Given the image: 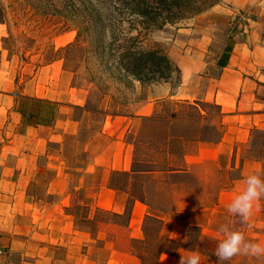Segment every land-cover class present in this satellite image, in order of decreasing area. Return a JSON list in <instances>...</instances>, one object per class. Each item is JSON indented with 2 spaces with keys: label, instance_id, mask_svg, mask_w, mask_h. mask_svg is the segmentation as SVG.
<instances>
[{
  "label": "crops",
  "instance_id": "0c3cea01",
  "mask_svg": "<svg viewBox=\"0 0 264 264\" xmlns=\"http://www.w3.org/2000/svg\"><path fill=\"white\" fill-rule=\"evenodd\" d=\"M222 3L236 11H246L258 4L264 10V0ZM213 9L214 14H230L222 6ZM252 22L258 26L255 20ZM244 32L258 33L253 25ZM250 36L247 42L227 40L216 84L208 89L205 99H199L215 103L228 134L217 142L195 140L191 151L182 152L177 159L167 158L166 167L160 170L133 169L134 146L123 139L109 138L94 150L96 137L108 129L106 124L98 135L79 140L80 118L72 116V109L83 108V101L75 96L60 97L68 89L62 84L53 91L59 97H48L44 79L49 75L44 73L45 68L37 70L32 93L28 94L16 91L15 78L5 77L0 67V214L9 213L16 206L17 196L25 201L33 197L29 189L38 172L51 173L42 193L50 200L41 209L33 230L24 225L22 236L17 237L7 230L8 217H0V246L4 249L0 264H179L182 256L193 252L200 254L201 264H264V256L236 255L219 261L215 255L222 238L220 227L234 226L228 205L244 189L248 175L262 172L260 161L242 154L250 131L264 130V94L260 93L264 77L256 73L264 46ZM67 73L60 72L61 81L69 78ZM56 77L58 80L59 75ZM8 83L14 87L9 88ZM151 90L152 97L144 106L150 111L139 113L138 119L152 115L156 100L177 98L168 81L153 84ZM48 110L53 111L47 113ZM67 139L71 140L70 145ZM81 153L88 154L83 164L77 161ZM225 157L228 163L232 162V169L240 173L231 180L229 189L217 190L213 182L222 184L218 170L222 169L220 159ZM40 158L45 159L42 164ZM69 170L78 174L72 189L81 190L90 199L87 208L115 217L96 220L93 233L76 226L73 197L67 191ZM116 174L124 177L119 185L113 183ZM84 176L93 179L94 184H88L87 179V184L82 183ZM258 204L254 203L249 219L242 221L246 225V240L264 244V221L259 216ZM48 215L55 216L46 221ZM149 217L157 219L160 225L148 237L145 222ZM93 218L88 213L85 219ZM192 231H197L195 237ZM51 246L63 249L64 253L50 250Z\"/></svg>",
  "mask_w": 264,
  "mask_h": 264
},
{
  "label": "rangeland",
  "instance_id": "374dc122",
  "mask_svg": "<svg viewBox=\"0 0 264 264\" xmlns=\"http://www.w3.org/2000/svg\"><path fill=\"white\" fill-rule=\"evenodd\" d=\"M121 2L122 0H0L3 10L0 20V67L6 73L5 77L10 80L15 78L18 84L16 91L24 90L28 94L32 93L37 70L45 68L43 72L49 75L47 79L45 75L44 79L47 80L48 97H59V93L53 91L62 84L68 89L60 97L75 96L83 101V108L72 109V116L80 118L79 140H85L93 134L98 135L106 124L108 129L96 137L94 150L109 138L123 139L134 146L133 169L160 170L161 167H166L167 158L177 159L182 152L191 151L192 144L199 138L212 142L225 138L227 128L221 125L219 108L214 102L199 99H205L208 89L216 84L221 63L224 64L220 57L228 39L247 42L251 39V34L264 46V10L258 4L246 11H236L223 4L222 0H217L215 5L204 7L198 13L167 23L158 29L146 30L135 20L134 28L130 29V17H123L120 22L116 9L121 6ZM216 5L222 6L230 14H214L213 7ZM249 25H253L258 33L244 32L249 29ZM129 46L142 51L157 49L168 57L170 63H163L157 68L155 66L156 69L152 64H146L140 77L142 81H139L125 72L118 62L121 53ZM257 62L260 67H257L256 73L258 77H264V56ZM63 70L68 72L69 78L64 77L61 81L60 72ZM165 80L172 84L177 98L156 100L151 115L154 120L138 119L139 113L150 111L144 106L152 97V85ZM12 86L14 87H8ZM260 93L264 94V88ZM188 97L190 99H185ZM52 111L48 110L47 113ZM258 131L259 133L255 129L250 131L248 142L242 151L245 158L253 154L264 159V152L256 151L258 143H264V133L261 134L264 130ZM169 134L174 138H170ZM67 143L70 145L71 140L67 139ZM235 151L234 148L232 161ZM87 158L88 154L81 153L77 161L83 164ZM226 159H220L222 169L218 170V175L223 177L222 184L219 186L218 181L216 184L213 182L214 187L218 186L217 190L229 189L231 180L240 173L238 169H232V162L228 163ZM44 161V158L39 159L40 164ZM260 165L262 166L261 163ZM260 169L262 172L258 170L255 173L264 178V167ZM41 171L29 189L33 197H28L25 201L22 196H17L14 199L16 206L9 213L0 214V217H8L6 228L17 237L22 236L24 225L33 230L40 218L41 209L50 200L49 197L42 196V193L51 173ZM76 175L75 171L69 170L67 191L73 197L72 214L79 229L93 233L96 220L115 217L87 208L90 199L81 190L72 189L77 181ZM85 179L87 178L81 181L87 184ZM92 180L87 179L88 184L93 185ZM123 180L122 174H116L113 183L119 185ZM258 203L259 216L264 221V198ZM88 213L93 215L92 221H86ZM54 216L48 215L44 219L48 221ZM159 225L158 220L153 217L146 219L145 230L148 237L154 229L157 231ZM245 227L242 219L234 216L233 230L242 231L245 235ZM196 233L197 231H192V237ZM49 248L60 254L64 253L63 249L54 246Z\"/></svg>",
  "mask_w": 264,
  "mask_h": 264
},
{
  "label": "trees",
  "instance_id": "16d2710c",
  "mask_svg": "<svg viewBox=\"0 0 264 264\" xmlns=\"http://www.w3.org/2000/svg\"><path fill=\"white\" fill-rule=\"evenodd\" d=\"M216 3L217 0H122L121 6L117 7L116 10L118 11L117 14L120 18V22L123 20V17L131 18L132 24L130 25V29L134 28L133 21L135 20L141 24L144 29L150 30L161 28L167 23H174L190 14L202 11L204 7H212ZM2 17L3 10L0 7V20ZM113 20L115 21V17ZM131 45L135 44L131 43ZM120 56L118 62L121 64L122 69L139 81H142L140 77H142V70L145 68L146 64H152L154 69H156L157 66L163 63H170L168 57L157 49L142 51L129 46ZM197 112L200 117V111L198 110ZM141 119L144 121H152L155 118L148 116L142 117ZM256 132L259 133L258 130H256ZM168 136H171V134ZM256 147L257 152H264L263 142L258 143ZM246 157L260 161L262 168L264 167L263 157H257L253 154H249Z\"/></svg>",
  "mask_w": 264,
  "mask_h": 264
},
{
  "label": "clouds",
  "instance_id": "9594fccd",
  "mask_svg": "<svg viewBox=\"0 0 264 264\" xmlns=\"http://www.w3.org/2000/svg\"><path fill=\"white\" fill-rule=\"evenodd\" d=\"M244 189L235 196L227 207V211L247 221L252 213L254 203L264 198V178L253 173L244 180ZM221 239L218 242L215 255L219 261H228L236 255L264 256V244L248 241L242 231L233 230L228 226L219 229ZM179 264H201L200 254L193 252L187 257H181Z\"/></svg>",
  "mask_w": 264,
  "mask_h": 264
},
{
  "label": "built area",
  "instance_id": "2783aa9c",
  "mask_svg": "<svg viewBox=\"0 0 264 264\" xmlns=\"http://www.w3.org/2000/svg\"><path fill=\"white\" fill-rule=\"evenodd\" d=\"M4 249L0 246V257L3 255Z\"/></svg>",
  "mask_w": 264,
  "mask_h": 264
}]
</instances>
